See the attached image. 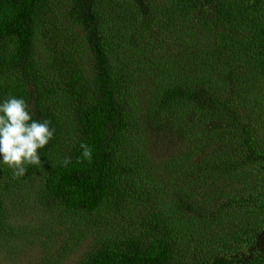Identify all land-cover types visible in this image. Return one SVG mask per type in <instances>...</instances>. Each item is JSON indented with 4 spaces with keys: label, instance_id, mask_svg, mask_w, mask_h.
Wrapping results in <instances>:
<instances>
[{
    "label": "trees",
    "instance_id": "1",
    "mask_svg": "<svg viewBox=\"0 0 264 264\" xmlns=\"http://www.w3.org/2000/svg\"><path fill=\"white\" fill-rule=\"evenodd\" d=\"M171 31L179 70L144 78L168 83L131 100L139 80L128 61L162 65L155 42L144 47L142 39ZM7 94L25 98L34 118L50 119L56 130L39 150L41 166H28L23 179L37 178L39 192L74 214L90 216L109 197L136 194L139 186L129 179L151 161L143 145L148 132L183 146L177 172L184 181L222 184L202 202L182 189L170 196L178 207L176 223L158 210L163 195L157 202L145 185L142 199L155 200L138 211L135 232L95 239L74 264H264V0H0V96ZM68 119L76 143L58 157L62 137L71 139L64 130ZM136 128L141 137L134 136ZM81 142L94 149L91 163L76 162ZM216 144L232 153L221 148L222 154H211ZM64 157L72 159L67 168ZM250 176L259 192L248 193L244 178ZM0 178L13 179L6 165H0ZM7 207L0 192V230ZM223 221L242 227L229 244L217 234ZM184 229L208 236L200 255L178 253L176 234Z\"/></svg>",
    "mask_w": 264,
    "mask_h": 264
},
{
    "label": "rangeland",
    "instance_id": "2",
    "mask_svg": "<svg viewBox=\"0 0 264 264\" xmlns=\"http://www.w3.org/2000/svg\"><path fill=\"white\" fill-rule=\"evenodd\" d=\"M49 20H51V14H49ZM174 34V31L167 32V34L160 32L142 39L144 47L148 46L149 41L155 42L153 51L161 50L158 57L164 60L162 65L154 68L143 64H140V67L136 62L128 61L130 75L139 80L131 86L132 94L129 96L131 100H140L142 96L148 95V91L153 88L160 90L164 84L168 83L166 78L156 79L152 81L153 83L145 81L144 78L147 79L155 73H159V76L163 71L166 72L161 77H169L179 70L174 69V63L182 60L175 51L178 46L174 40ZM156 41L162 46L158 47ZM71 54L73 55V53ZM163 54L167 57H161ZM168 79L170 80V78ZM62 100L66 104L67 101ZM146 129L147 132L150 131L147 126ZM64 130L70 132L71 139L67 135L62 137L63 145L59 148L61 151L55 152V156L58 157L68 156L76 143V131L70 119H68V123H64ZM149 133L143 134L137 128L134 130V136L137 138L143 134L146 143L143 145L147 150L150 149L149 157L151 159L147 164L144 161L137 172L130 176L129 180L139 186L136 194L130 195L123 192L120 197H116V200L109 197L107 204L99 212L90 216L74 214L65 210L59 202L46 198L41 193L39 180L35 177L19 178L15 181H13L14 178L6 180L0 178V192L3 193L5 203L8 205L6 224L0 230V264H74L82 258L95 239L100 243L107 239L106 237H117L128 231L135 232L132 223L134 220L137 221L138 211L143 208V204L151 206V201L155 199L160 202L163 195V206H158V210L160 208L161 212L170 217L171 222L176 223L179 219L178 207L170 199V196L178 194L177 191L180 189L188 194L197 193L200 196L195 195V199H192L196 203L202 202V198L208 195L212 198L215 192L221 189V182L214 184L209 180L208 184H202L201 181L199 183L184 181L179 176L180 173L177 172L178 150L183 146L164 136L151 137ZM132 145L134 144L129 142L124 147L128 156L132 153ZM221 148L227 153H232L230 147L225 144H221ZM221 148L220 144H216L211 154L215 156L222 154ZM186 149L188 150V147ZM199 154H201V149L198 150V157ZM196 155L197 153H194L195 157ZM139 157L141 159V156ZM136 158L137 154L134 153L131 162H134ZM167 164L175 165L173 169H169ZM165 165L167 169L164 168ZM196 166L197 164L194 165V167ZM143 171L149 173L150 176L143 174ZM139 176L143 182L138 180ZM244 179L250 187L248 193L259 192L261 186L255 181L253 183L252 176ZM242 182L243 179L240 180V183ZM145 185L154 196L158 197L154 199L151 196H146L142 199L144 191H146ZM217 228L218 237L228 244L232 241V236L238 235L235 230L242 229V227L234 228L232 223L224 221ZM182 232L176 234L179 242L178 253L190 256L193 252L200 255L197 250L200 246L209 243L208 236L188 229H184ZM187 247L192 251L188 252ZM181 262L184 261L177 260V264Z\"/></svg>",
    "mask_w": 264,
    "mask_h": 264
},
{
    "label": "clouds",
    "instance_id": "3",
    "mask_svg": "<svg viewBox=\"0 0 264 264\" xmlns=\"http://www.w3.org/2000/svg\"><path fill=\"white\" fill-rule=\"evenodd\" d=\"M50 119H36L30 103L23 97L12 94L0 96V165H6L14 179L23 178L28 166H41L39 150L45 148L55 136ZM81 154L77 163H91L94 149L81 142ZM72 164L70 157H64L62 166Z\"/></svg>",
    "mask_w": 264,
    "mask_h": 264
}]
</instances>
